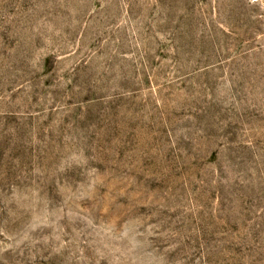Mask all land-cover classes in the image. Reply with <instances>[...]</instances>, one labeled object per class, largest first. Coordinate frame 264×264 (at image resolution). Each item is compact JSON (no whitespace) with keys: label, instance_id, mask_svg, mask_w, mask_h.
<instances>
[{"label":"rangeland","instance_id":"obj_1","mask_svg":"<svg viewBox=\"0 0 264 264\" xmlns=\"http://www.w3.org/2000/svg\"><path fill=\"white\" fill-rule=\"evenodd\" d=\"M0 264H264V0H0Z\"/></svg>","mask_w":264,"mask_h":264}]
</instances>
